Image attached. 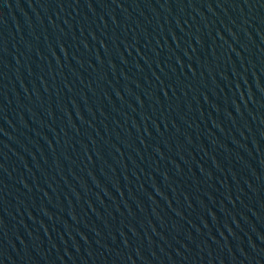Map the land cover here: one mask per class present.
<instances>
[{"label":"water","instance_id":"obj_1","mask_svg":"<svg viewBox=\"0 0 264 264\" xmlns=\"http://www.w3.org/2000/svg\"><path fill=\"white\" fill-rule=\"evenodd\" d=\"M0 264H264V0H0Z\"/></svg>","mask_w":264,"mask_h":264}]
</instances>
